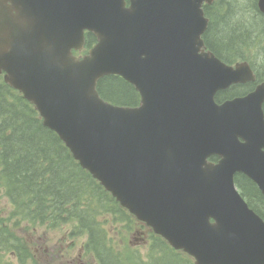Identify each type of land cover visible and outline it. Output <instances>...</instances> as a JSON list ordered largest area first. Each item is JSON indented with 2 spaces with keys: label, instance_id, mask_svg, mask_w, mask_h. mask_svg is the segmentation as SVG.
Instances as JSON below:
<instances>
[{
  "label": "water",
  "instance_id": "obj_1",
  "mask_svg": "<svg viewBox=\"0 0 264 264\" xmlns=\"http://www.w3.org/2000/svg\"><path fill=\"white\" fill-rule=\"evenodd\" d=\"M7 1L0 72L74 156L198 264H264V220L234 181L244 172L264 192V84L215 103L218 90L255 77L248 62L233 67L205 50L203 0ZM86 29L99 41L79 59L72 49ZM112 74L140 90V106L100 96Z\"/></svg>",
  "mask_w": 264,
  "mask_h": 264
},
{
  "label": "trees",
  "instance_id": "obj_2",
  "mask_svg": "<svg viewBox=\"0 0 264 264\" xmlns=\"http://www.w3.org/2000/svg\"><path fill=\"white\" fill-rule=\"evenodd\" d=\"M236 6L232 2L231 19L226 18L229 8L222 17H213L205 37L207 45L227 60H232L227 55L236 59L253 58L255 54H249L254 48L261 49L256 53L264 59V41L261 40L264 23L260 13L252 12L256 4L250 3L240 10L235 9ZM249 13L253 15L250 17ZM99 90L105 99L118 104L140 102L135 87L119 75L103 78ZM236 182L249 204L263 214V196L256 185L241 174L237 175ZM0 192L19 208L23 218L44 221L56 214L63 221L77 220L80 228L90 234L88 249L96 253L102 264H112L115 254L116 264L121 262L122 251L108 245L103 226L113 213H118L116 220L120 222L136 220L81 166L59 135L43 124L35 107L2 79ZM165 247L168 249L165 252L153 254L151 264H192L181 252L166 244Z\"/></svg>",
  "mask_w": 264,
  "mask_h": 264
},
{
  "label": "rangeland",
  "instance_id": "obj_3",
  "mask_svg": "<svg viewBox=\"0 0 264 264\" xmlns=\"http://www.w3.org/2000/svg\"><path fill=\"white\" fill-rule=\"evenodd\" d=\"M251 3L253 4L254 2H256V0H250ZM251 15L253 14H249V16L251 17ZM232 14L228 13L226 18L231 19L232 18ZM12 210L13 207L10 204V202L7 200L6 197H4L3 195H0V219H3V223H0V225H3L7 228V233L10 234H15L16 236H18L23 240H27L30 243L34 240V238H40V237H49L53 239V244L56 243L57 241H59L60 239H65L64 236L66 235V232L64 231V226L61 228H58L57 230H47L46 227L44 225H41V229H38L35 232L33 231V226L34 225H28V224H17L16 223V219L15 217L12 216ZM67 228L72 231L74 230V223H70L69 225H67ZM143 227H141V225L139 224V226H135L133 228V230L131 231V233L129 234V239L128 242L131 241L130 247L133 250H141L142 252H144L146 250V241L143 239V236L141 234H138V231H141ZM143 231L146 233V238L150 239L151 238V231L147 228H144ZM110 235L114 238V240L118 241L121 245V248L123 250V242L120 241L119 239V235L116 233V230L111 231L110 230ZM74 236V235H73ZM68 243L71 245L73 244V242L76 240L77 243L82 244L86 239H87V235H82V236H78V237H72V236H67L66 237ZM36 241V240H35ZM40 240H38L39 242ZM45 241V240H44ZM45 243H47V241H45ZM50 245V244H49ZM35 246V245H33ZM36 247V246H35ZM15 250L14 247H10L6 250V252L8 253L9 250ZM4 251V250H3ZM78 250L76 249L73 254L77 255ZM35 253V255H34ZM84 256H87L86 254ZM10 259V258H9ZM59 257L58 256H48L45 253V249H41L39 251H37L36 249H32V256L29 260H25L24 264H54L55 260H58ZM85 260H87L85 258ZM14 264H18L17 261L12 262Z\"/></svg>",
  "mask_w": 264,
  "mask_h": 264
},
{
  "label": "flooded vegetation",
  "instance_id": "obj_4",
  "mask_svg": "<svg viewBox=\"0 0 264 264\" xmlns=\"http://www.w3.org/2000/svg\"><path fill=\"white\" fill-rule=\"evenodd\" d=\"M205 7H206V12H205V13H206V16L210 17V14H209V13H210V11H209V9H210V5H207V4H206ZM207 12H208V13H207ZM93 264H94V263H93Z\"/></svg>",
  "mask_w": 264,
  "mask_h": 264
}]
</instances>
